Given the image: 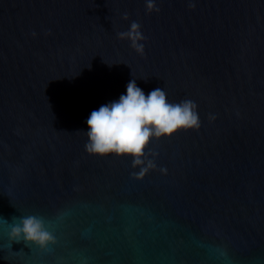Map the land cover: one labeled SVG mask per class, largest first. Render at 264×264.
<instances>
[{
    "label": "water",
    "instance_id": "95a60500",
    "mask_svg": "<svg viewBox=\"0 0 264 264\" xmlns=\"http://www.w3.org/2000/svg\"><path fill=\"white\" fill-rule=\"evenodd\" d=\"M155 6L0 0V264H264V0ZM131 76L199 127L87 153L84 121ZM29 214L47 251L8 239Z\"/></svg>",
    "mask_w": 264,
    "mask_h": 264
},
{
    "label": "clouds",
    "instance_id": "9594fccd",
    "mask_svg": "<svg viewBox=\"0 0 264 264\" xmlns=\"http://www.w3.org/2000/svg\"><path fill=\"white\" fill-rule=\"evenodd\" d=\"M145 3L146 11L158 10L155 0H145ZM131 28L137 30L138 24L132 22ZM136 80L131 76L125 85V91L117 99L90 111L84 121L87 128L81 129L86 133L84 149L87 153L138 158L150 138L168 137L180 129L199 127L196 105L192 100L169 102L163 87L153 88L145 94ZM133 162L137 160L134 159ZM3 219L8 224L7 236L12 243L22 241L26 246L33 245L47 251L56 241L54 231L39 215H19L12 216L11 220Z\"/></svg>",
    "mask_w": 264,
    "mask_h": 264
}]
</instances>
